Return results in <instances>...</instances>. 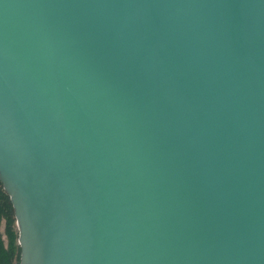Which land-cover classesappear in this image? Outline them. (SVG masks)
<instances>
[{
  "label": "water",
  "instance_id": "1",
  "mask_svg": "<svg viewBox=\"0 0 264 264\" xmlns=\"http://www.w3.org/2000/svg\"><path fill=\"white\" fill-rule=\"evenodd\" d=\"M0 180L18 264H264V0H0Z\"/></svg>",
  "mask_w": 264,
  "mask_h": 264
},
{
  "label": "trees",
  "instance_id": "2",
  "mask_svg": "<svg viewBox=\"0 0 264 264\" xmlns=\"http://www.w3.org/2000/svg\"><path fill=\"white\" fill-rule=\"evenodd\" d=\"M15 209L0 180V264H18L21 246Z\"/></svg>",
  "mask_w": 264,
  "mask_h": 264
}]
</instances>
